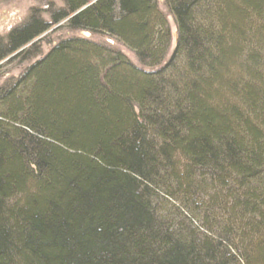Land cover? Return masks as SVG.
I'll list each match as a JSON object with an SVG mask.
<instances>
[{
	"label": "trees",
	"instance_id": "16d2710c",
	"mask_svg": "<svg viewBox=\"0 0 264 264\" xmlns=\"http://www.w3.org/2000/svg\"><path fill=\"white\" fill-rule=\"evenodd\" d=\"M63 1L0 62L64 22L150 71L72 37L0 89V264H264V0H164L168 62L160 0Z\"/></svg>",
	"mask_w": 264,
	"mask_h": 264
},
{
	"label": "rangeland",
	"instance_id": "374dc122",
	"mask_svg": "<svg viewBox=\"0 0 264 264\" xmlns=\"http://www.w3.org/2000/svg\"><path fill=\"white\" fill-rule=\"evenodd\" d=\"M65 6L63 0H0V40L4 43L7 35L15 28L24 26L30 19L33 10H37L38 14L49 24H51V12L63 9ZM160 7L163 12L168 15L170 23L172 42L168 52L166 62L173 55L178 40V30L175 20L170 15L164 5V0H160ZM84 33L88 32H73L66 28L65 23L52 26L49 32L39 37L34 44L37 45L36 51L29 53L32 55H21L24 50H21L4 61L0 62V89L5 85L14 84L36 60L45 56L55 45L63 40L72 37H85ZM88 38V37H86ZM91 40L97 43H106L118 51L123 53L129 60L138 68L144 69L138 61L136 54L130 51L126 46L119 44L109 37L91 36ZM33 45V44H32ZM30 45V46H32ZM30 46L27 47L29 50ZM29 56V58H27ZM150 71L148 69H144Z\"/></svg>",
	"mask_w": 264,
	"mask_h": 264
},
{
	"label": "water",
	"instance_id": "95a60500",
	"mask_svg": "<svg viewBox=\"0 0 264 264\" xmlns=\"http://www.w3.org/2000/svg\"><path fill=\"white\" fill-rule=\"evenodd\" d=\"M84 36L88 37V38L91 37V35L89 33H84Z\"/></svg>",
	"mask_w": 264,
	"mask_h": 264
}]
</instances>
